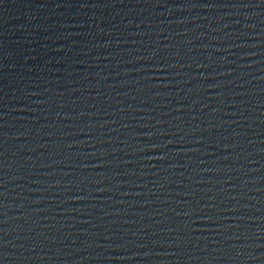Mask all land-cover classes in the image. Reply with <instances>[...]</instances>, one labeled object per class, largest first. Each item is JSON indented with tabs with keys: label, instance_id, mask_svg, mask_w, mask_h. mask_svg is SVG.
<instances>
[{
	"label": "water",
	"instance_id": "1",
	"mask_svg": "<svg viewBox=\"0 0 264 264\" xmlns=\"http://www.w3.org/2000/svg\"><path fill=\"white\" fill-rule=\"evenodd\" d=\"M0 264H264V0H0Z\"/></svg>",
	"mask_w": 264,
	"mask_h": 264
}]
</instances>
